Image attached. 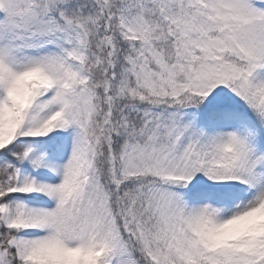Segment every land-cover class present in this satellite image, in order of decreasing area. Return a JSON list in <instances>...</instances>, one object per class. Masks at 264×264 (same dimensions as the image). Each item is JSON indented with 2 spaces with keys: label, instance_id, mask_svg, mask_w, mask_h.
Segmentation results:
<instances>
[{
  "label": "snow or ice",
  "instance_id": "1",
  "mask_svg": "<svg viewBox=\"0 0 264 264\" xmlns=\"http://www.w3.org/2000/svg\"><path fill=\"white\" fill-rule=\"evenodd\" d=\"M0 264H264V0H0Z\"/></svg>",
  "mask_w": 264,
  "mask_h": 264
}]
</instances>
